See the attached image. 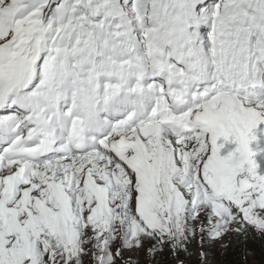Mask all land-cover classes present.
I'll return each instance as SVG.
<instances>
[{
  "label": "snow or ice",
  "instance_id": "6c2138e0",
  "mask_svg": "<svg viewBox=\"0 0 264 264\" xmlns=\"http://www.w3.org/2000/svg\"><path fill=\"white\" fill-rule=\"evenodd\" d=\"M250 241L264 0H0V264H247Z\"/></svg>",
  "mask_w": 264,
  "mask_h": 264
},
{
  "label": "rangeland",
  "instance_id": "374dc122",
  "mask_svg": "<svg viewBox=\"0 0 264 264\" xmlns=\"http://www.w3.org/2000/svg\"><path fill=\"white\" fill-rule=\"evenodd\" d=\"M193 247H195V246H193ZM248 247H249L250 249H253V243H252V241L249 242ZM227 257H228L229 259H228ZM193 259H195V258L193 257ZM236 259H237V254H236V253L230 252L228 255H225V254H223V253H218V254L215 255V256L213 257V259L210 261V264H228V263H229V260H230V261H234V260H236ZM247 264H262V263H259V262H257V261H254L252 255H250V256L248 257V262H247Z\"/></svg>",
  "mask_w": 264,
  "mask_h": 264
},
{
  "label": "trees",
  "instance_id": "16d2710c",
  "mask_svg": "<svg viewBox=\"0 0 264 264\" xmlns=\"http://www.w3.org/2000/svg\"><path fill=\"white\" fill-rule=\"evenodd\" d=\"M252 243H253V249H254V253H255L254 256L252 255L254 261H257L259 263L264 264V252H262L261 243L259 241H252ZM229 262H230V260H229Z\"/></svg>",
  "mask_w": 264,
  "mask_h": 264
}]
</instances>
